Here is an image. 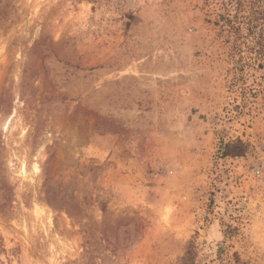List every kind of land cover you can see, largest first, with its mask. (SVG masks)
<instances>
[{
	"label": "rangeland",
	"instance_id": "1",
	"mask_svg": "<svg viewBox=\"0 0 264 264\" xmlns=\"http://www.w3.org/2000/svg\"><path fill=\"white\" fill-rule=\"evenodd\" d=\"M0 264H264V0H0Z\"/></svg>",
	"mask_w": 264,
	"mask_h": 264
},
{
	"label": "trees",
	"instance_id": "2",
	"mask_svg": "<svg viewBox=\"0 0 264 264\" xmlns=\"http://www.w3.org/2000/svg\"><path fill=\"white\" fill-rule=\"evenodd\" d=\"M239 4H240V2H239ZM227 146H229V144H225V147H227ZM236 150H237L236 152H232L231 154L232 155H239V154H241L244 151L243 145L242 144L239 145ZM185 260H186V258H185Z\"/></svg>",
	"mask_w": 264,
	"mask_h": 264
},
{
	"label": "bare ground",
	"instance_id": "3",
	"mask_svg": "<svg viewBox=\"0 0 264 264\" xmlns=\"http://www.w3.org/2000/svg\"><path fill=\"white\" fill-rule=\"evenodd\" d=\"M36 170H37V166L35 165V166H34V171H36Z\"/></svg>",
	"mask_w": 264,
	"mask_h": 264
},
{
	"label": "built area",
	"instance_id": "4",
	"mask_svg": "<svg viewBox=\"0 0 264 264\" xmlns=\"http://www.w3.org/2000/svg\"><path fill=\"white\" fill-rule=\"evenodd\" d=\"M258 173V172H257Z\"/></svg>",
	"mask_w": 264,
	"mask_h": 264
}]
</instances>
